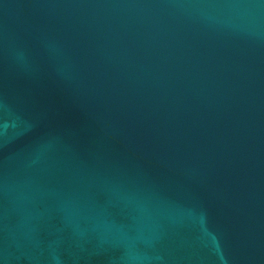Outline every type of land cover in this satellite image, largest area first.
Instances as JSON below:
<instances>
[{
  "label": "water",
  "instance_id": "obj_1",
  "mask_svg": "<svg viewBox=\"0 0 264 264\" xmlns=\"http://www.w3.org/2000/svg\"><path fill=\"white\" fill-rule=\"evenodd\" d=\"M0 264H264V0H0Z\"/></svg>",
  "mask_w": 264,
  "mask_h": 264
}]
</instances>
